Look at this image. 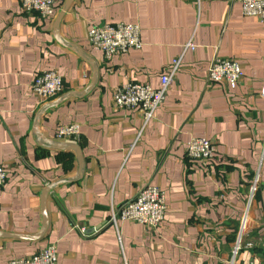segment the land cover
<instances>
[{"label": "crops", "instance_id": "0c3cea01", "mask_svg": "<svg viewBox=\"0 0 264 264\" xmlns=\"http://www.w3.org/2000/svg\"><path fill=\"white\" fill-rule=\"evenodd\" d=\"M66 1L55 0L53 16L42 19L18 0H0V233H37L49 187L45 233L0 234V264L49 244L56 264H122L123 256L128 264H230L232 227L244 215L256 234L245 239L263 251L245 248L233 263L264 264V21L244 15L239 0ZM104 21L138 23L141 47L103 56L87 29ZM216 55L241 64L235 87L207 82ZM174 57L179 67L150 119L113 106L116 85L157 86ZM47 70L62 90L40 99L31 83ZM73 121L76 141L55 138L58 125ZM191 136L214 142L209 162L186 158ZM146 183L164 191L160 224L111 223L110 207Z\"/></svg>", "mask_w": 264, "mask_h": 264}, {"label": "built area", "instance_id": "2783aa9c", "mask_svg": "<svg viewBox=\"0 0 264 264\" xmlns=\"http://www.w3.org/2000/svg\"><path fill=\"white\" fill-rule=\"evenodd\" d=\"M18 1L25 13L35 12L42 19L53 16L56 10L55 0ZM239 1L244 15L256 16L264 21V0ZM87 39L93 46H98L102 50L103 56L109 59L114 54L139 48L143 43L140 37V27L138 23L132 21H104L93 24L87 29ZM187 45L192 46V43L187 42ZM179 62L180 57L172 59L170 68L160 74V81L157 86L135 80L116 85L112 94L113 106L128 109L137 108L141 111L143 123H145L153 116L157 106L164 100L168 84L178 69ZM206 71L207 82L220 83L222 81L230 88L235 87L243 76V70L238 60L217 55L210 60ZM259 87L260 95L264 98V78ZM31 89L40 99H49L61 92L62 78L54 71H42L34 77ZM79 134V124L73 121V123L58 125L55 138L74 142ZM215 151L214 142L207 136H191L187 139L185 155L188 159L205 163L212 159ZM6 177V168L0 164V188L4 185ZM257 181L258 175L256 174L248 189L247 206L252 201ZM134 195V197L124 200L116 206H111L108 220L114 225L118 220H131L154 229L164 219L167 208L163 189L156 184L146 183L139 187ZM245 223L244 215L232 244L230 264H234L233 261L243 245L251 246L252 244L251 240H246L242 244ZM80 230L84 233V229L80 228ZM56 261L55 247L53 244H49L29 256L12 258L4 264H56ZM122 264H128L125 256L122 257Z\"/></svg>", "mask_w": 264, "mask_h": 264}, {"label": "water", "instance_id": "95a60500", "mask_svg": "<svg viewBox=\"0 0 264 264\" xmlns=\"http://www.w3.org/2000/svg\"><path fill=\"white\" fill-rule=\"evenodd\" d=\"M70 0H67L66 2H68ZM72 148L74 150H76V154L77 156H79L80 154V148L77 144L73 145ZM49 190V187L45 188L42 193H41V214H42V226L40 228V230L33 234V235H21V234H5V233H0L2 235H9V236H13V237H19V238H26V239H38L40 237L43 236V234L45 233L46 229H47V225H48V217H47V212H46V207H45V200H46V196H47V192Z\"/></svg>", "mask_w": 264, "mask_h": 264}, {"label": "trees", "instance_id": "16d2710c", "mask_svg": "<svg viewBox=\"0 0 264 264\" xmlns=\"http://www.w3.org/2000/svg\"><path fill=\"white\" fill-rule=\"evenodd\" d=\"M186 156V155H185ZM187 158V157H186ZM210 161V160H209ZM208 161V162H209ZM259 180V179H258ZM252 181H253V178H252ZM252 181L249 183V186L251 185ZM249 186H248V189H249ZM258 187H259V181H257L256 183V188L254 190V195H253V198L256 196L257 194V190H258ZM248 195V193H247ZM247 198V197H246ZM239 220L238 222L236 223V225H234L233 228V231H232V234H231V238H232V242L235 240L236 238V235L238 233V230H239ZM248 235H256L254 232H249L248 230L244 231V233L242 234V244H244V242L246 241L245 237H247ZM252 244L251 246H246V245H243L242 248L238 251V253H240L243 249H249L253 254L256 252H259V251H263V246L261 244H258L257 241H254L252 240ZM238 255V254H237ZM236 258V257H235Z\"/></svg>", "mask_w": 264, "mask_h": 264}, {"label": "rangeland", "instance_id": "374dc122", "mask_svg": "<svg viewBox=\"0 0 264 264\" xmlns=\"http://www.w3.org/2000/svg\"><path fill=\"white\" fill-rule=\"evenodd\" d=\"M245 212H246V211H245ZM245 212H244V213H245ZM247 212H248V210H247ZM247 221H248V220H246V223H245V226H244L245 231L248 229V227H247ZM232 244H233V243H232Z\"/></svg>", "mask_w": 264, "mask_h": 264}]
</instances>
